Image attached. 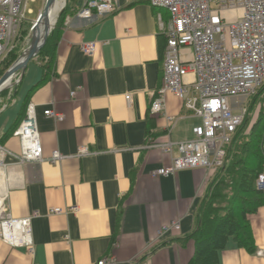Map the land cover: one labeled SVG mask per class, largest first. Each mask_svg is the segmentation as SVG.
Segmentation results:
<instances>
[{"label":"crops","instance_id":"0c3cea01","mask_svg":"<svg viewBox=\"0 0 264 264\" xmlns=\"http://www.w3.org/2000/svg\"><path fill=\"white\" fill-rule=\"evenodd\" d=\"M86 1L71 0L64 9L65 3L56 17L47 37L54 49L51 64L46 53L36 54L19 72L16 89L0 97V145L19 152L14 131L24 105L33 103L44 157L22 166L4 158L5 204L12 217L31 216L33 251L0 240V264H188L193 243L185 238L214 172L152 174L178 151L150 145L189 140L200 124L171 93L159 112H149L161 84L165 44L157 13L163 21L167 13L147 0H118L110 14L77 18ZM88 42L96 44L92 54L81 50ZM47 109L62 119L45 117ZM81 147L91 153L77 156ZM54 151L63 157L51 163ZM249 219L253 251L229 239L219 264H264L255 254L264 249V205ZM175 221L179 229L161 235Z\"/></svg>","mask_w":264,"mask_h":264},{"label":"built area","instance_id":"2783aa9c","mask_svg":"<svg viewBox=\"0 0 264 264\" xmlns=\"http://www.w3.org/2000/svg\"><path fill=\"white\" fill-rule=\"evenodd\" d=\"M132 2L134 0H126ZM151 7L163 9L167 21L157 13L159 28L165 39L162 59L161 84L151 101L149 112H159L164 96L171 93L182 101L183 107L200 119L192 129L189 140L153 143L151 147L178 154L168 166L153 171L154 176L172 175L180 170L203 168L211 173L223 165L225 147L242 124L248 99L264 91V0H147ZM118 0H87L76 10L77 18H98L114 12ZM242 9L240 18L227 23L222 12ZM24 18V0H0V59L16 37ZM94 42L83 43L81 50L92 54ZM186 52H188L186 54ZM20 78V75H19ZM71 91V95H74ZM125 99L130 102L131 95ZM45 117L59 121L62 115L52 109L44 111ZM19 141L15 153L0 145V240L11 247L33 251L31 216L15 218L7 210V163L11 156L22 166L44 159L37 129L35 105L27 103L24 115L14 131ZM86 147L77 156L90 154ZM264 158V141L261 145ZM63 156L54 151L47 160L56 163ZM257 189L264 191V165L256 178ZM51 208L50 212L74 211ZM178 221L166 225L161 235L179 229ZM255 254L264 257V249ZM97 264H115L111 259H101Z\"/></svg>","mask_w":264,"mask_h":264},{"label":"trees","instance_id":"16d2710c","mask_svg":"<svg viewBox=\"0 0 264 264\" xmlns=\"http://www.w3.org/2000/svg\"><path fill=\"white\" fill-rule=\"evenodd\" d=\"M68 3L71 0H66L64 9ZM50 44L47 38L37 53L39 56L48 55V66L54 53ZM258 96L263 98L264 91L248 99L243 122L225 147L223 165L214 171L196 208L195 228L185 238L193 243V255L188 264H219V252L229 239L239 248L254 249L249 217L264 205V191L257 189L255 183L264 165L261 153L264 112L260 111V116L254 121L250 118V112L256 105L253 100Z\"/></svg>","mask_w":264,"mask_h":264},{"label":"rangeland","instance_id":"374dc122","mask_svg":"<svg viewBox=\"0 0 264 264\" xmlns=\"http://www.w3.org/2000/svg\"><path fill=\"white\" fill-rule=\"evenodd\" d=\"M83 0H77V3H82ZM66 3V1H65ZM45 0H24V18L20 23V27L18 28L17 34L10 47L5 51L3 57L0 59V77L4 74V72L10 68L21 56V54L29 47L31 43L32 36V27L34 26V22L37 20V17L40 12H42L44 8ZM243 11L242 9H231L225 10L222 12V15L225 18L227 23L234 22L238 18L241 17ZM60 14V11L57 13V16ZM19 72L18 71L12 79L13 84L2 91H0V97H6L11 91H13V87L18 85L19 80ZM17 80V82H16ZM17 87V86H16ZM257 100H253L256 102L255 107L250 112L251 121H254L260 116V111L264 112V97L258 96ZM252 101V99H251ZM254 102V103H255ZM13 104V100L10 102V105Z\"/></svg>","mask_w":264,"mask_h":264},{"label":"water","instance_id":"95a60500","mask_svg":"<svg viewBox=\"0 0 264 264\" xmlns=\"http://www.w3.org/2000/svg\"><path fill=\"white\" fill-rule=\"evenodd\" d=\"M54 1L55 0H45L44 8L42 12L39 13L34 26L37 25L39 22H41V20L47 17L49 9L52 6ZM51 29H52V26L49 27L48 23L45 22L44 28H43V34L41 36L37 35L33 37L29 47L21 54L19 59L10 68H8L4 72V74L0 77V91H2L5 88L2 86L7 79H9L12 75L16 74L18 71H24L28 61L32 59L45 44Z\"/></svg>","mask_w":264,"mask_h":264},{"label":"bare ground","instance_id":"6f19581e","mask_svg":"<svg viewBox=\"0 0 264 264\" xmlns=\"http://www.w3.org/2000/svg\"><path fill=\"white\" fill-rule=\"evenodd\" d=\"M66 0H55L52 4V6L49 9L48 15L46 18L41 20L37 25L33 26L31 31H32V36H31V41L33 37L37 35H42L43 34V28H44V23L47 22L49 27L53 26L57 17V13L64 7ZM35 23V22H34ZM31 44V43H30ZM14 76L17 75H12L9 79L5 81L2 87H9L13 84L12 79ZM19 81V80H18ZM17 82V80H16ZM4 88V89H5ZM4 176V172L0 169V179L2 180V177Z\"/></svg>","mask_w":264,"mask_h":264}]
</instances>
